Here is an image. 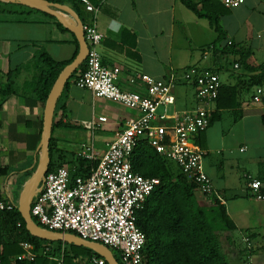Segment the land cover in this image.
<instances>
[{
	"label": "crops",
	"instance_id": "1",
	"mask_svg": "<svg viewBox=\"0 0 264 264\" xmlns=\"http://www.w3.org/2000/svg\"><path fill=\"white\" fill-rule=\"evenodd\" d=\"M49 1L58 3L59 0ZM65 5L72 8L70 4ZM96 7L97 12L83 8L84 25L94 22L103 35L97 49L104 65L121 67L117 84L122 90L146 95V85L139 74L164 79L171 72L182 74L192 66H212V52L208 47L217 34L209 20L198 16L183 0H104ZM198 7L201 10L202 3ZM214 9L227 39L251 51V65H262L264 0H247L236 8H229L220 0ZM9 10L28 11L19 5H9ZM57 11L66 21L77 25L69 13ZM79 50L75 34L55 16L42 11L0 16V195L17 207L37 169L41 153L46 103L34 94L43 65L40 57L46 52L57 62H66L74 60ZM236 66L221 71L220 75L227 74L225 80L221 79L224 84L236 86L250 80L253 74ZM19 68L9 88V72ZM259 73L261 70L255 75ZM75 81L58 99L54 119L60 124L52 129L61 152L71 153L57 156L71 173L78 170L77 159L83 158L80 154L83 145L93 146L100 157L126 122L138 115L136 110L121 103L95 97L91 90L80 88ZM249 88L239 94V107L218 111L219 118L198 137L204 151L205 170L215 192L197 193V197L201 205H210L215 198L219 199L238 228L234 233L237 239L251 240L252 252L244 262L239 253H232L230 259L240 260L242 264H264V200L258 199L248 186L249 175L264 180V110L252 101L255 87ZM9 89L10 95L5 93ZM175 95L176 103L169 108L170 115L197 106L193 84L179 83ZM87 123L93 127H87ZM158 123L172 125L173 121ZM77 130L86 134L84 140L76 149L63 146L65 132L76 138ZM245 230L250 235L244 234Z\"/></svg>",
	"mask_w": 264,
	"mask_h": 264
},
{
	"label": "built area",
	"instance_id": "2",
	"mask_svg": "<svg viewBox=\"0 0 264 264\" xmlns=\"http://www.w3.org/2000/svg\"><path fill=\"white\" fill-rule=\"evenodd\" d=\"M246 1L222 0L229 8H236ZM82 2L88 10L97 12L90 0ZM84 31L89 54L86 68L75 81L76 85L91 90L95 97L134 109L138 115L126 122L100 157L93 146H82L81 156L97 161L89 175L71 177L65 166L47 172L33 198L31 213L44 228L72 232L117 250L123 264H144L143 249L147 238L137 226L136 213L160 184V178L134 172L131 154L140 143L147 142L156 152L178 164L195 183L197 193L214 194L213 182L204 166V151L195 140L210 126L222 85L221 76L197 66L189 67L182 74L171 72L164 79L143 73L139 78L146 85V95L124 91L117 84L121 67L103 64L97 49L103 35L96 24L84 25ZM182 81L196 87L197 106L170 115L169 108L176 103L175 88ZM252 101L264 110V85L255 87ZM160 109H163L162 113ZM169 119L173 121L172 125L158 123ZM86 126L93 127V124ZM248 186L258 199L264 200V180L249 175ZM14 207L13 202L0 195V210ZM245 240L251 249L249 239ZM21 246L24 253L20 259L35 258L31 243L22 242ZM3 254L4 246L0 241V264H4ZM92 262L105 264L106 260L93 257Z\"/></svg>",
	"mask_w": 264,
	"mask_h": 264
},
{
	"label": "trees",
	"instance_id": "3",
	"mask_svg": "<svg viewBox=\"0 0 264 264\" xmlns=\"http://www.w3.org/2000/svg\"><path fill=\"white\" fill-rule=\"evenodd\" d=\"M90 1L95 6H99L104 0ZM183 2L198 16L207 18L217 34L215 41L208 47L212 52L213 63L211 67L206 68L220 74L229 66L237 65L238 69L253 74L250 80L236 86L222 82L216 101V111L211 115L210 124H212L219 118L218 111L240 106L239 94L243 90L248 91L249 87L264 85V63L259 66L251 65V51L227 39V32L220 22L218 12L214 9L215 5L220 4V0H199L203 5L201 10L198 7L199 2L190 0H183ZM58 3L70 4L83 23L86 22L83 15V8L86 6L82 0H59ZM9 5H19L28 11L13 12L9 10ZM33 11L39 10L0 0V13L2 14L18 13L21 15ZM40 59L43 65L35 83L34 94L41 102L46 103L56 79L73 59L57 62L46 52L41 55ZM85 67L86 62L72 74L64 89L68 88L73 80L79 78V71L84 70ZM20 70L19 68L16 72H9V88L13 86L12 78ZM259 70L261 73L255 75V72ZM245 85L246 88H242ZM5 93L12 94L10 89ZM58 124L60 123L54 119L53 131ZM195 141L200 144L199 138ZM57 142L52 132L51 162L48 172L63 166V162L57 157L61 152ZM77 160L78 170L74 175H89L92 167L97 165L96 160L85 157H78ZM131 163L134 172L146 177L160 178V184L148 196L143 208L136 213L137 226L147 238L143 249L144 264H234L230 259L232 252L224 249V243L226 240L230 244L238 245L239 239L234 235L238 232V228L231 220L226 206L219 199L215 198L210 205H201L195 183L188 179L178 164L156 152L147 142H142L137 146ZM243 232L250 235L249 231ZM0 241L4 246V264H82L85 258H90L91 261L95 256L103 258L87 247L63 241L52 242L33 236L27 230L25 220L17 206L11 210H0ZM22 242H29L34 246V259L19 258L24 253ZM251 252L252 248L249 249L246 246L241 250L239 247L238 255L244 262ZM114 255L119 263L123 264L120 253L117 251ZM105 264L108 263L105 262Z\"/></svg>",
	"mask_w": 264,
	"mask_h": 264
},
{
	"label": "water",
	"instance_id": "4",
	"mask_svg": "<svg viewBox=\"0 0 264 264\" xmlns=\"http://www.w3.org/2000/svg\"><path fill=\"white\" fill-rule=\"evenodd\" d=\"M4 2L17 3L33 9H37L49 15L55 16L65 25L71 32H73L80 44V50L74 60L68 64L56 79L45 104L44 124L42 138L39 146L40 159L36 171L31 176L18 206L21 216L25 220L27 230L35 237L48 241H63L76 246H83L94 250L101 257H103L108 264H120L115 257L113 251L106 245L100 242L83 239L79 235L72 232L53 231L40 226L34 219L31 213V205L34 196L40 186L42 179L48 172L51 162L50 156V140L52 136V129L54 124V117L58 99L65 87L66 82L71 78L72 74L86 61L89 54V45L86 40L84 31V23L78 14L70 7L51 2L49 0H1ZM57 10H63L69 13L77 21V25L66 21Z\"/></svg>",
	"mask_w": 264,
	"mask_h": 264
},
{
	"label": "rangeland",
	"instance_id": "5",
	"mask_svg": "<svg viewBox=\"0 0 264 264\" xmlns=\"http://www.w3.org/2000/svg\"><path fill=\"white\" fill-rule=\"evenodd\" d=\"M0 16H3V14L0 13ZM205 65H207V63ZM220 76H221V79L225 80L226 77H227V74L226 73H222ZM182 83H184V81H182ZM160 111H163V109H160ZM77 131H78V135H77L76 138H74V136L70 132H68V131L65 132V139H64V141L61 142L62 145L65 146V147L71 146L72 148L76 149L77 146L79 145V143L81 142V140H84V136H86V134L84 132L82 133L80 130H77ZM60 153H62L64 155H65V153H67V155H70L71 154L70 151L67 152V150H65V151L63 150ZM133 155H134V153L131 154V157H133ZM74 176L75 175L72 172L71 173V177H74ZM249 241L251 243L250 246H252V242H251L250 239H249ZM237 242H238V245L237 244L236 245L235 244L233 245V244L228 243V241L225 240L224 249L227 250V252L229 251L230 253L232 252V253H235L236 254L239 251V247H240L241 250H243L244 247H246V246L249 247V245H248V243L246 242L245 239H242V240L240 239ZM110 249L113 251L114 254L117 252L115 249H112V248H110ZM230 256L233 258L232 254H230ZM232 262L234 264H242L240 260H238V261L232 260ZM82 264H94V263L90 260V258H85L84 261H82Z\"/></svg>",
	"mask_w": 264,
	"mask_h": 264
}]
</instances>
